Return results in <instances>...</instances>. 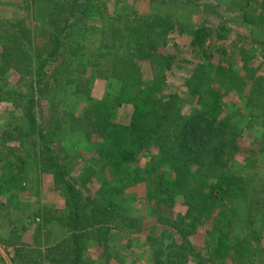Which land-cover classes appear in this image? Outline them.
<instances>
[{
    "label": "rangeland",
    "instance_id": "1",
    "mask_svg": "<svg viewBox=\"0 0 264 264\" xmlns=\"http://www.w3.org/2000/svg\"><path fill=\"white\" fill-rule=\"evenodd\" d=\"M232 1L0 0V264L70 262L69 259H60L54 263L65 256L58 247L64 246V238L72 232L68 224L73 205L65 192L59 189L58 183H55V171L48 160L52 157L55 164L65 165L62 170L64 176L76 183L80 167L101 142L102 137L97 130H109L117 135L112 125L105 129L100 123L97 129L91 126L92 115L103 114L110 110L109 107L96 111L90 108L87 112L86 109L98 101L101 104L109 101L114 106L110 110L112 123L127 125L136 112H146L141 106L143 101L161 95L164 97V93L169 92L178 94L180 104L184 107L181 112L188 115L192 113L190 105L195 100L188 83L194 69L199 64L212 67L224 65L232 72L243 73L242 51H247L246 54L250 56V70L249 76L239 79L249 83L242 85L241 89L235 88L237 84L229 87V92L221 98L222 111L212 128H215L218 137H213L215 140L203 146L205 148L213 143V148L204 149L201 153L209 152L204 158L206 162L217 150H226L223 157L225 166L248 181V192L241 197L227 198V206L222 207L234 205L232 226L243 229L231 232L230 238L234 237L232 234L240 232V238L245 239V233L249 232L248 226L257 229L259 238L252 241L257 250L254 264H264V13L258 19L260 13L239 9L230 3ZM53 2L68 4L56 10L58 13L50 18L47 13L53 9ZM87 6L88 12L84 11ZM243 12L248 13L247 18ZM70 14H77L86 20V24L97 28H121L125 16L129 19L140 18L142 22L138 28L150 21H168L172 28L169 26L171 29L167 32L165 46L158 47L159 52L164 47L166 51L163 50V53L167 52L168 56L163 61H151L140 56L138 68L142 84L125 89L107 69L112 65L110 62L121 60L124 51L119 47L117 51L111 50L109 55L104 54L105 63L108 64L97 66L98 70L80 72L78 82L59 89L62 65L57 51L52 53L54 46L51 33L54 27L62 26ZM54 18L56 21L51 23ZM244 18L259 21L254 25L243 21ZM71 19L68 21L73 22ZM20 20L23 30L16 26ZM200 24L225 26L224 41L217 44L207 39L203 48L189 45L191 28ZM72 26L69 27L74 29ZM71 28L68 31L73 33ZM92 36L102 37L100 34ZM220 43L224 51L220 50ZM102 44L97 39L93 45L95 53L100 48L106 52ZM120 65L122 68L123 65ZM160 69L162 86L155 84L153 78ZM215 74V70L210 72L212 77ZM150 85L157 86L152 88V93L146 88ZM124 94L127 100L132 98L139 106L137 103L135 108L129 101H124ZM70 114L75 117V121L68 118ZM192 124L180 125L179 128L186 130L188 148L200 144L197 142L199 130ZM88 131L92 132L89 137ZM129 136V132L125 131L123 138L127 140ZM174 142L170 138L168 147L157 144V137L153 138V142L148 145L150 152L139 153L133 164L141 169L140 173L145 178H149L155 172L159 159L169 156V149L176 148ZM16 165H19L18 169ZM196 168L197 161L191 166L193 173ZM13 174L17 175V182L8 185L6 182ZM100 175L101 178L81 190L84 197H90L99 185H108L119 178L117 174L111 173ZM125 186L123 195L129 213L138 218L137 222L125 228H111L107 235L95 232L94 236H87L82 242L87 246L82 251L84 264H157L158 255L149 254L148 241L144 238L146 235L153 238L160 227L168 225L157 221L153 210L151 212L150 202L145 198L146 182L134 185L127 183ZM88 188H91V193ZM167 200L168 203L162 202L157 208L159 214L189 217L188 205L183 202L181 195L176 194L173 200ZM225 212L224 216L218 217L220 223L217 226L224 228L225 220L229 219L227 209ZM215 227V216H210L194 234L183 239L172 231L174 235L168 237L163 234V240L165 245L186 244V251L193 254L191 256L194 258L187 256L188 263L196 264L198 259L212 258L209 256L212 238L207 232L218 236ZM175 240L177 243H174ZM216 247L217 252H224L227 246L218 244ZM231 258L229 255L224 256L221 262L209 259L207 264H239Z\"/></svg>",
    "mask_w": 264,
    "mask_h": 264
},
{
    "label": "trees",
    "instance_id": "2",
    "mask_svg": "<svg viewBox=\"0 0 264 264\" xmlns=\"http://www.w3.org/2000/svg\"><path fill=\"white\" fill-rule=\"evenodd\" d=\"M230 3L232 5L235 4L237 8L244 11L251 10L260 13L258 15L259 18L257 17L258 19H261V14L264 13V0H233ZM66 4L68 3L59 5L58 2H53V9L47 13V16L51 18V16L56 15L58 13L56 10L64 8ZM88 9L89 7L84 11L87 10L88 12ZM243 14L247 18L248 13L243 12ZM124 18L121 28L114 26L97 28L96 26L86 24V20L77 14H70L69 17L65 18L62 26L53 28L51 33L53 35L51 41L54 46L52 53L57 51L56 55H58L62 65L59 74L61 79L58 86L59 89L78 82L80 72L83 73L87 69L92 71L98 70L97 66L108 64L105 63L106 57H104V54L109 55L111 54V50L117 51L119 47H122L124 51L120 57L121 60L115 59L114 62H110L112 65L107 69L123 84L125 89L131 88L138 83L142 84L138 68L140 56L147 59L150 58L151 61H155L156 59L163 61V59L167 58V52L163 53V50L166 51V49L163 47L161 53L158 47L165 44L167 32L172 28L168 21H150L146 22L141 28H138V24L142 22L140 18L134 17L129 19L126 16ZM245 18L243 21L254 25L259 21L255 18L254 20H247ZM70 19L73 22H69L68 20ZM48 20L51 21V19ZM55 21L56 18L51 23ZM135 24L137 27H135ZM71 25H73L74 29L69 27ZM16 26L20 30H23L22 20L17 21ZM68 28H71L73 33L69 32ZM89 31L93 32L89 33ZM225 32L226 28L223 25L206 26L200 24L191 28L189 32L191 38L189 45L203 48L207 39L213 40L218 44V42L224 41L226 37ZM97 34H100L102 37L94 38L92 36ZM97 39L99 43L103 42L102 47L106 50L105 53L102 52L101 48L100 50H96V52L99 51L98 53L94 52L93 45ZM117 40L118 42H116ZM120 41H123L122 44H120ZM222 46L220 43L219 48L224 51ZM246 53L247 51L241 52V70L244 74L232 72L224 68V65L212 67L209 64H199L194 69L188 83L190 84V91L195 96V100H192V104L190 105L192 113L188 115L181 112L184 107L180 104L178 94L169 92L164 93V97H161V95L155 98L151 97L152 101H143L141 106H144L146 112L144 114H137L136 112V116L127 125L112 123L110 119L113 116L110 110L114 106L112 107V104L108 103L109 101H103L102 104L100 103L101 101H98L96 105H91L86 109L87 112L90 108L96 111L100 108L109 107L110 110H107L103 114L94 113L92 115L91 126L93 129H97V125L100 123L99 125L102 124L105 129L112 125L117 135L110 133L109 130H97L98 135L102 137L101 142L80 167L76 176L77 185L74 182H70L64 176L62 170L65 165L62 164L60 166V164H55L52 157L48 160L49 165L55 171V183H58L59 189L65 192L73 205L70 209L68 224L72 232H69V235L64 238V246L58 247L60 251L64 252L65 256L64 258L61 256L54 263H57L60 259L64 261L65 259L66 261L69 259L70 262L68 264H84L82 251L87 246L82 242L87 236H92L95 232L107 235V232L111 228H125L126 226L135 225L138 218L129 213L128 203L123 195L124 187H126L125 184L127 183L134 185L146 182L145 198L150 202L151 212L153 210L157 221L168 225V227H160L157 235L153 238L148 235L144 238L148 241L149 254L156 253L155 255H158L157 264H189L187 256L189 258L192 257V259L194 258L191 256L193 254L190 255L186 251L187 245L182 242L178 243L177 246L165 245L163 234L171 237L174 235L173 232H175V235L177 234L184 239L188 235L194 234L196 229L200 225L202 226L210 216L211 218L215 216L216 233L219 234L217 236L212 235L210 231L207 232L212 238L211 251L209 252V256L212 258H206L202 261L198 259L196 264H207L209 259L214 262H221L224 256L227 255L231 256V259L236 260L239 264H254L257 250L252 241L259 238L257 229L248 226L247 230L249 232L245 233L247 236L245 239L240 238V232V235L239 233H235L232 234L234 237L230 238L229 234L231 232H238L243 229H237L232 226L231 219L235 213L234 205H230L228 208L222 207L223 205L227 206V198L233 199L244 196L249 190L248 187H250L248 181H245L244 178L230 169V167L227 168L225 166L226 163L223 157L226 150L222 148L217 150L215 154L208 157L207 161L205 160L206 162H204V158H207L206 155L209 152L206 151L205 154L201 153V151L207 150L213 145L212 143L211 146L209 144L204 148V144L210 140H215L213 137H218L215 128L214 130L212 128L215 122L219 120L218 117L222 111L221 98L229 92V87L237 84L235 88L241 89L242 85L249 83L248 81L244 82L239 79L249 76L248 61L250 56ZM120 63L123 65L122 68ZM150 68L151 70L154 69L153 67ZM212 70H215V77L210 76ZM161 71L162 69L158 72L156 71V74L154 73L155 77L153 75V78H155L154 83L159 84L158 86H162L163 84ZM152 85L145 86L147 90H150L149 93L153 92L151 91L152 88L157 87H152ZM250 89L253 88L250 87ZM136 94H138V91H136ZM123 98L125 99L124 101H129V103L135 105L134 107L136 108L138 102L135 104L132 98L127 100L125 94ZM68 118H72L75 121V117L71 114ZM147 120L150 121L146 122ZM191 123H193L192 126H196L199 130L197 142L200 144L188 148L186 130H179V128L180 125L190 126ZM92 128L91 130L93 131ZM125 131L129 132L130 135L127 140L123 138ZM91 133V131L87 132L88 137ZM155 137H157V144L167 146L169 139H174V146L176 148H171L172 150L168 148L170 155L161 157L155 172L149 178H145L140 173L141 169L135 166L133 162L139 153L150 152L148 145L153 142V138ZM259 151L261 152V149ZM196 161L198 162V168L193 173L191 166ZM16 166L18 169L19 165ZM104 173L117 174L119 178L108 185H99V188L95 192H92L90 197H84L81 194V190L85 189V185H91L94 180H97L99 177L101 178L100 174ZM16 182L17 175L13 174L11 179L7 180L6 183L8 185L9 183H13L14 185ZM88 190L91 193V188H88ZM176 194L181 195L183 202L188 205L189 217L181 215L176 217L163 216L156 211L162 202L168 203L167 199L173 200ZM214 209H216L215 213L213 212ZM226 209L229 219L225 220L226 224L223 228L217 226V223H220L218 222L220 220L219 216H224ZM161 232L163 233L161 234ZM174 243H177L176 240ZM218 244H225L228 249L225 247L224 252H217L216 246ZM164 245L167 246L166 249L163 248L165 247ZM59 263L63 262L60 261ZM105 264L109 263L105 262Z\"/></svg>",
    "mask_w": 264,
    "mask_h": 264
}]
</instances>
